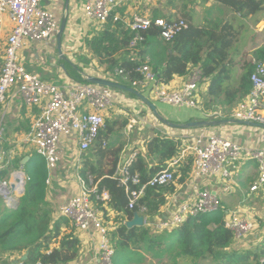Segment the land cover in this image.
Listing matches in <instances>:
<instances>
[{"label": "trees", "instance_id": "trees-1", "mask_svg": "<svg viewBox=\"0 0 264 264\" xmlns=\"http://www.w3.org/2000/svg\"><path fill=\"white\" fill-rule=\"evenodd\" d=\"M215 2L239 15L241 19L264 15V0ZM186 18L192 19V16L184 14L183 20L186 21ZM242 29V26H235L231 22L207 19L202 26L189 23L186 31L167 43L160 38L158 29L151 28L144 34L145 41L139 44L136 50H131L130 44L134 38L132 31L123 22L114 23L110 20L102 31L86 40L85 45L99 65L107 67L106 73L115 74L116 70L123 69L129 79H125V75L114 78H120L121 81L117 83L132 89L133 82L142 80L135 70L144 64H148L158 73V82L162 84H169L176 77L185 76L191 67H199L202 69L203 78L211 80L208 91L203 96L205 110L225 114L226 110L221 111L219 108L223 107L221 104L231 107L245 100L252 88L250 77L254 62L264 63L262 46L251 54V60L240 63L242 75L237 80L238 88H232L231 84L239 66L235 61L238 53V49L235 51V45ZM64 70L76 83H88L81 75L84 70L76 64H64ZM134 90L141 93L139 88ZM121 93L137 99L132 94ZM158 114L171 124L185 125L170 122L159 110ZM225 118L231 119L229 116ZM223 119L220 117L210 121ZM127 124V121H124L121 124L122 129ZM118 125L119 122L106 120L105 129L97 143L84 154L80 170V177L85 183L96 187L97 196L104 191L110 196L108 203L97 200L96 195L92 196L94 205L101 210L104 219L110 220L104 208L106 204L110 211L119 216L115 219L116 230L111 233L116 251L115 258L120 256L116 258L117 264H143L148 258L152 262L164 264L166 257H169L167 261L173 264H180L181 260H187L190 264H204L209 261L213 264H262L264 245L245 253L230 250L234 238L232 232L225 227L227 216L223 209L214 214L189 218L180 228L171 232L154 233L146 227L129 228L125 221H132L142 207L146 208L149 216H156L161 206L165 205L163 194L173 191L174 187L171 184L164 188H147L139 206L134 210L128 209L130 198L127 189L115 178L122 149H110L112 147L107 142ZM178 140L173 136L156 134L145 145V153L137 152L129 168L130 173L138 174L142 184L149 182L169 161L180 154L181 142ZM104 142H107L106 148L103 147ZM189 172L190 166L181 181L189 177ZM24 173L27 183L18 207L0 208V262L6 256L21 255L24 252H28L29 256L23 264H66L74 261L79 255L80 241L70 235L61 239L59 249L52 250L50 254L45 253L60 233L59 224L52 228L53 209L47 201L49 169L45 159L34 154L26 164ZM136 189L138 187L132 186V190Z\"/></svg>", "mask_w": 264, "mask_h": 264}, {"label": "built area", "instance_id": "built-area-1", "mask_svg": "<svg viewBox=\"0 0 264 264\" xmlns=\"http://www.w3.org/2000/svg\"><path fill=\"white\" fill-rule=\"evenodd\" d=\"M48 1L50 0H0V28H3L5 19L12 25L6 39L0 73V104H5L7 94L16 89L27 108L41 109L40 116L33 124L32 135L28 139L34 144L36 154L45 159L51 172L61 162L60 146L63 138H75L80 154H86L97 143L105 129L111 110L122 106L138 113L136 109L139 102L133 98L129 99L120 91L89 83L75 82L72 86L62 89L56 84L45 82L39 75L26 69L23 53L30 44L50 42L57 38L60 31L55 15L44 6ZM80 1L84 22L94 26L97 32L102 31L110 20L114 23L122 21L121 16L115 14V10L123 0ZM125 23L134 34L130 44L131 50H136L137 46L145 41L144 34L151 28L158 29L160 38L167 43L189 28V23L183 19L167 21L144 15H134ZM254 63L250 77L251 91L247 98L237 105L232 120L264 125V63ZM135 72L142 80L133 82V88L149 89L148 92L157 102L175 108L205 110L202 86L208 79L203 78L201 68L191 67L187 73L188 79L179 88H170L167 84L159 83L158 73L148 64L139 66ZM124 75L125 79H129L125 71L120 69L116 70L115 74L103 72L98 78L113 81L115 76ZM88 77L97 76L83 75L85 80ZM214 116L223 119L222 114L214 113ZM4 139L5 129L0 126V145ZM103 147H107V142L103 143ZM135 156L126 163H120L115 174V178L129 194V210L139 206L147 188H164L173 184L177 170L188 157L192 158L190 179L195 184L214 178L227 179L231 177V166L243 161H256L259 175L250 191L255 193L264 189V149H245L234 140L223 138L211 129H201V133L194 137V144L183 148L178 156L169 161L166 167L146 184H142L138 174L132 175L129 171ZM5 158L6 156H0V171ZM26 181L27 178L25 183ZM80 181L79 193L61 205L57 215L69 220L83 233L92 232L100 262L113 264L116 251L111 238L112 231L107 226L103 213L92 201V196L96 195L97 200L108 203L110 196L106 191L97 196L96 187L88 186L82 178H79ZM20 186L22 190L23 180ZM132 186L138 189L132 190ZM14 192L16 189L12 188L11 184L0 179V193L9 208L19 204ZM195 193L196 196L192 200L176 206L169 216L151 217L146 208L142 207L139 215L143 217V227L151 229L154 233L171 232L180 228L189 218L214 214L222 209L221 199L208 188L196 190ZM225 227L232 232L234 243L241 244L258 229L259 224L254 217L236 210L229 214Z\"/></svg>", "mask_w": 264, "mask_h": 264}, {"label": "crops", "instance_id": "crops-1", "mask_svg": "<svg viewBox=\"0 0 264 264\" xmlns=\"http://www.w3.org/2000/svg\"><path fill=\"white\" fill-rule=\"evenodd\" d=\"M44 6L51 10L55 15L57 23L59 25V30L61 29L63 23L66 24L65 33L63 35L65 36V38L68 33L71 34V30L79 31L81 30V28L79 27H81L83 23L86 24L83 20L80 0H50L48 2H45ZM211 10H214V12L211 13ZM187 13L192 16V19L186 18V21L188 23L194 24L195 26H202L208 18V20L231 22L235 26L243 27L240 32L239 40L235 45V51L238 49L235 61L239 63V66L235 72L233 84H231L232 88L237 89L239 83V81L237 80L239 76L242 75L240 63H242V61L247 62L251 60V54L256 49L264 46V15L261 14L249 19H241L239 15L220 6L215 2V0H123L120 6L115 10V14L121 16V22H123L125 25L126 20H130L134 15H144L152 19L158 16L157 18H170L173 20H177L183 19L184 14ZM196 21L197 23H195ZM11 29L12 25L7 19H5L3 21V28H0V73L4 62L6 39ZM96 33L97 31L95 28L93 30H88V39H91ZM244 33L249 34V36L245 37V39L244 37H242ZM65 38H62L61 50L63 55L59 54L57 38H55L50 42H40L33 44L31 43L30 47L24 51L29 55L26 62L23 58L25 67L29 72L39 75L45 82L56 84L62 89L72 86L75 81L68 76L67 72L64 70L63 63L55 61L54 57L56 56V52L58 53V57H60L61 60H63V56L65 57V60L63 61H68V63L76 64L78 67L81 66L80 68H82V65L88 67V71L82 68L84 70L83 72L86 71L85 73H81L82 77L84 74L91 75V73L89 72L90 67H92L91 65L95 62H98L93 57L92 53L87 49V46L86 51H88L89 55L86 57L88 58V63H86L87 61H85L84 59H79V61L75 60V58H73L70 53V51L72 50L68 48L72 47L73 44L69 41L68 45V41ZM41 44H43L44 47L48 45L51 46L50 56H48L47 54H44L43 56L39 54L38 49L43 48L41 47ZM39 63H43L42 68L38 66ZM98 69L99 71L95 72L94 74L95 76L100 77L102 76L100 72H102L103 70L102 66H100L99 63ZM188 77L189 74H186L183 77H176L167 85L170 88H179L182 84L185 83ZM59 80L64 83H55ZM210 81L211 80L208 79L203 84L202 96L206 95L208 87L210 85ZM146 91L150 92L149 89H147ZM238 104L239 103L237 102L236 104L231 105V107L221 104V106L223 107H219L220 110H226V113L222 114L224 117L223 120L227 119L225 118L226 116H229L231 118L229 120H232V114ZM119 107L120 108L118 109L115 108L114 110H112V113H115L114 116L116 117L113 119L110 118V121L119 122L120 120H118L117 117L121 116L122 114H126L124 112V109H121L122 106ZM166 107L167 106H161L160 104L158 108V110L160 109V111L162 112V116L164 118H166L170 122H173L171 120L179 119L178 114L181 109L176 111V109L178 108L170 107V109H166ZM137 109L136 110L138 111V113H147L145 114V117L147 115V122L144 125L149 132V137L145 136L143 139L136 138V140H133L129 137L126 140L127 143H123L124 145L122 146L117 145V140H115L114 138V140H112L113 146H111V139L114 135L113 133L107 141L108 145L112 147L110 149H122V152L120 154L121 164L130 161L131 158L139 151L145 153V145L158 133L178 138V141L181 142V150L189 145H193L194 137L201 133V129L183 130L164 126L153 115V112L148 113V111L144 109L143 106H139ZM128 110L130 111V109ZM201 112L204 118L195 120V122L207 120L210 121L211 119L209 118H212L211 116L212 114H214V112L208 113L207 110ZM138 113L135 114L138 115ZM40 114V108L29 109L25 106L23 99L18 94L16 89L10 90V92L7 94V100L5 104H0V126L5 129V139L0 145V156H6L5 162L2 165V170L0 171V179L2 181L8 182L9 184H11V186H14V184L17 183V185L14 186V188L16 189V192H14V194L18 201H20L21 191L25 188L24 186H26L27 183V181L25 183V179L27 178V176L25 175V178H23L21 175V172L24 173V168L26 166H24V162L26 159H29V162L31 157L36 154L35 146L28 138L32 135L33 124L35 120L40 116ZM107 118H109V114ZM125 121H127L128 124L131 123V121ZM191 121L193 122V120ZM173 123L184 124L177 122ZM121 124H123V122H121ZM116 129H118V126L115 128V130ZM137 131L140 132L141 130L138 129ZM211 131L217 133L223 138H230L234 140L245 149H264V128L231 123L226 126L211 128ZM138 144H141V146L137 148L136 145ZM128 151H132L130 157L126 156L128 155ZM60 154L61 162L55 170L49 172V183H47V201L53 209L52 228L56 224H59L60 233L56 241L50 246L48 251H45V253L50 254L52 250L59 249L61 239L65 236L70 235L73 236L74 239H78L80 241V251L78 257L74 261L66 264H102L100 262L92 232L83 233L77 230L69 220L65 218H59L57 215L59 207L67 203L73 196L77 195L81 189V181L79 182V178L81 179L80 170L82 168V158L84 156V154H80L78 142L75 138H63L60 146ZM188 166H190L189 177H186L184 181H181V179H183V174H185ZM191 166L192 158L188 157L182 163V166L177 170L176 179L173 183L174 190L163 194L165 205L161 206L159 213L154 217L169 216L176 206L184 201L192 200L196 196V190L202 191L203 188H208L221 199L222 209L226 213V218H228L229 214H231L232 212L240 210L243 213L254 217L256 221L259 222L258 224L262 229V231L256 235H252V233L245 239L243 243H234L230 250L248 252L255 251L259 247L263 246L264 189H261L255 193H251L250 191L251 186L257 180L259 175L257 162L252 160L246 162L243 161L231 166L229 168L231 177L227 179L214 178L207 181H198L196 184L190 179L192 173ZM22 180L24 186L21 190L20 185ZM10 190H12L11 187ZM0 200V208L4 209L5 207H7L5 199L1 193ZM104 208L110 216V220H105V222L113 232L117 227L115 226V219L119 216L110 211L107 204L104 206ZM128 222V220L125 221L126 224ZM25 256H27L28 259L29 253L24 252L21 255L14 254L6 256L1 260L0 264H23L25 261H23L22 259ZM149 261H151L150 258H148L146 263L149 264ZM150 264L158 263L151 261ZM164 264L173 263L166 260ZM180 264L190 263L187 262V260H181Z\"/></svg>", "mask_w": 264, "mask_h": 264}, {"label": "rangeland", "instance_id": "rangeland-1", "mask_svg": "<svg viewBox=\"0 0 264 264\" xmlns=\"http://www.w3.org/2000/svg\"><path fill=\"white\" fill-rule=\"evenodd\" d=\"M210 12L213 13L214 10H211ZM195 23H197V21ZM91 27H93V28H91ZM79 28H81V30H79V31H77V30L76 31L71 30V34L68 33L66 35V38H65V36H63V39L65 38L68 41V45H69V41L73 44L72 47H68V48L72 50V51H70V53L73 56V58H75V60H78L79 61V59H84L85 61H87L88 58L86 56H88L89 53H88V51H86L87 49H86L85 41L88 40V37H87L88 36L87 35L88 30H93L95 27L83 23L82 26L79 27ZM247 36H249L248 33H244L242 35V37H244V39ZM41 45H42L41 47H43V48L42 49H38L39 50V54H41L42 56L44 54H47L48 56H50L51 55V49H50L51 46L48 45V46H45L44 47L43 44H41ZM67 54H69V53H67ZM28 57H29V55L24 52L23 53V58H24L25 62L28 59ZM54 59H55V61H57L59 63L62 62L63 65L64 64L65 65L68 64V61H63V60L60 59V57H58V53L57 52H56V56L54 57ZM86 63H88V61ZM38 66L40 68H42L43 63H39ZM91 66L92 67H90V69H89L90 71L89 72L91 73L92 76H95L94 73L95 72H98L99 69H100V68L98 69V62H95ZM82 68L84 70L88 71V67L82 65ZM106 69H107V67H102V70L103 71L100 72V74H102L103 72H105ZM85 72H83V73H85ZM113 81L119 82V81H121V79L120 78H114ZM55 83H57V84H63L64 82H62V81L59 80V81H57ZM126 85L127 86H130L129 83H126ZM136 89H138V88H136ZM139 90H140L141 93H143L142 95H144L146 98H148V100H150L153 104L156 105L157 109L159 108V106H160L161 103L157 102L154 99V97L148 91H146V89L144 90V88H139ZM126 96H128V95H126ZM136 100L139 102V106H143V108L146 109L148 111V113L149 112L152 113V111L150 110V108H148L146 105H144L138 99H136ZM161 106H167L166 109H170V107H171V106L163 105V104H161ZM116 108L118 109L120 107L117 106ZM171 108H175V107H171ZM121 109H124V112L126 114H122L121 116H118L117 117L118 120H120V121H119L118 129L114 130L115 132H114V135H113V138L111 139V141L114 140V138H115V140H117V145H119V146L121 145L122 146V145H124L123 143H125V144L127 143L126 140L129 137L132 138L133 140H136V138L143 139L145 136H148L149 137V135H148L149 132H148V130L146 129V127L144 125L147 122V115L145 117V114H147V113L139 112L138 115H136L137 113L135 114L131 110L129 111L128 109H125L123 107H121ZM179 109L182 110V111L180 110V112L178 114L179 115V119H177V120H171V121L177 122V123H184V124H186V123L190 122L191 120H193V122H195V120L203 119L204 118V116H203V114H202V112L200 110H197V109H194V108H192V109H189V108H178V109H176V111L179 110ZM159 112H161L160 109H159ZM213 112L214 113H218V112H216L214 110H210V111L208 110V113H213ZM114 115H115V113H112V110H111L109 112V118H107L106 120H110V118L111 119L115 118L116 116H114ZM211 117H213V114H212ZM213 118H216V117L214 116ZM213 118H209V119H213ZM145 119H146V121H145ZM125 120L131 121V123H129L126 128L122 129L121 128V122H124ZM161 124H163V123H161ZM138 129H140L141 131L140 132L137 131ZM111 146H113V141L111 143ZM140 146H141V144L136 145L137 148L140 147ZM127 154L128 155H126V156L127 157H130V155L132 154V151L131 152L128 151ZM261 227H262V225H261ZM261 231H262V229L259 226L258 229L252 235H256V234L260 233ZM243 253H245V252H243ZM119 257L120 256L117 255L116 258H119ZM116 258L115 257L113 258V264H117ZM165 259L166 260H169V257H166ZM150 263H151V261H149V264ZM146 264H148V263H146ZM204 264H213V263L211 261H209V262H205ZM262 264H264V262H262Z\"/></svg>", "mask_w": 264, "mask_h": 264}, {"label": "water", "instance_id": "water-1", "mask_svg": "<svg viewBox=\"0 0 264 264\" xmlns=\"http://www.w3.org/2000/svg\"><path fill=\"white\" fill-rule=\"evenodd\" d=\"M66 29V24L63 23L61 26V29L57 35V44H58V51L59 54L63 55L62 53V38L65 33ZM63 60H65V57H62ZM89 84L99 86V87H104V88H110L113 90L121 91V92H126L129 94L134 95L139 101H141L144 105H146L150 110L153 112L154 116L165 126L175 128V129H183V130H198V129H211L214 127H221V126H226L231 123H236V124H241V125H247V126H252V127H259V128H264V125H258L250 122H242V121H237V120H215V121H199V122H191L185 125H174L163 119L161 116L158 114V109L155 104H153L148 98H146L144 95L139 93L138 91L125 87L115 81L111 80H105L103 78H98V77H88L86 80ZM29 159H26L24 162V166L27 164ZM21 175L23 178H25V174L21 172ZM24 186V185H23ZM25 187V186H24ZM14 188V186H12ZM25 193V188L21 191L20 197H23ZM19 204L15 205L12 207L13 209H16ZM127 226L129 228L132 227H143V217L139 216V214H135V217L132 221H129L127 223ZM23 261L27 260V256L23 257Z\"/></svg>", "mask_w": 264, "mask_h": 264}, {"label": "bare ground", "instance_id": "bare-ground-1", "mask_svg": "<svg viewBox=\"0 0 264 264\" xmlns=\"http://www.w3.org/2000/svg\"><path fill=\"white\" fill-rule=\"evenodd\" d=\"M17 185V183L14 184V186Z\"/></svg>", "mask_w": 264, "mask_h": 264}]
</instances>
